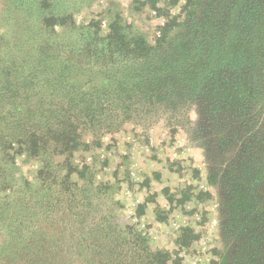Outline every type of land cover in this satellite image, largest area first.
<instances>
[{"label": "trees", "instance_id": "16d2710c", "mask_svg": "<svg viewBox=\"0 0 264 264\" xmlns=\"http://www.w3.org/2000/svg\"><path fill=\"white\" fill-rule=\"evenodd\" d=\"M0 2V264H172L95 208L102 187L73 153L130 121L181 122L192 105L239 131L264 119V0H185L154 42L119 14L105 32L100 19L79 23L81 0ZM20 156L40 159L34 179ZM236 164L234 185L224 180L238 200L234 264H263L264 178Z\"/></svg>", "mask_w": 264, "mask_h": 264}, {"label": "rangeland", "instance_id": "374dc122", "mask_svg": "<svg viewBox=\"0 0 264 264\" xmlns=\"http://www.w3.org/2000/svg\"><path fill=\"white\" fill-rule=\"evenodd\" d=\"M148 1L81 0L76 19H100L105 32L109 19L119 14L154 42L165 22L182 14L185 0H157L156 8ZM198 109L192 105L189 118L173 125L164 118L127 122L103 135L98 145L87 135L72 158L87 166L86 178L102 187L95 208L142 233L153 250L168 251L172 264H234L242 243L240 220L232 215L238 200L224 180L228 176L234 185L236 163L244 161L264 178V119L259 113L239 131L208 122ZM40 164L39 158H17L18 170L29 179L37 176ZM254 188L264 238V179Z\"/></svg>", "mask_w": 264, "mask_h": 264}]
</instances>
